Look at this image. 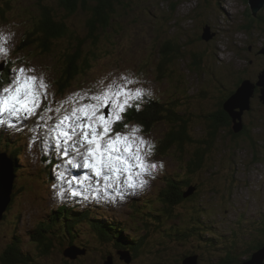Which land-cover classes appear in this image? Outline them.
<instances>
[{
	"label": "rangeland",
	"instance_id": "obj_1",
	"mask_svg": "<svg viewBox=\"0 0 264 264\" xmlns=\"http://www.w3.org/2000/svg\"><path fill=\"white\" fill-rule=\"evenodd\" d=\"M173 3L176 5L174 9L171 8ZM43 6L50 9L53 17L64 22L68 33L53 43L55 47L48 54H42L39 48L31 46L23 51L21 47H26L21 44L27 34L32 32L40 7ZM247 13L251 14L247 0H127L117 7L118 18L113 22V28L108 34H103L96 45H92L86 26L88 13L80 7L71 14L61 6L60 0H0V37H10L0 40L5 46V51L0 53V68L7 66L9 81L18 73L19 68L34 69L32 74L42 76L48 85L40 111L43 112L44 107L52 109L48 113L52 119L46 123L39 117L27 119L30 122L36 120L39 127L34 133H30L28 140L24 137L19 139L20 145L27 143V148L22 147L19 162L16 163L18 176L14 182L12 202L0 220V257L8 248H16L22 255L29 254L34 260L33 264H105L111 256L112 264H181L182 256L186 252L197 251V245L205 240L210 249L206 251L205 247H200L199 250L206 253L198 256L200 260L197 264H220L221 260L228 258L226 247H229L230 254L233 253L232 257L237 259L236 263L248 261L251 258L249 255L254 251L247 253L243 250L248 249L253 238L260 237V221L264 219V107L259 100V93L251 99V112L243 118L254 145L249 144V136L246 139L234 137L230 133L223 139L224 142L221 138L215 141L216 149H220V152L215 151L212 156L214 161L211 160L213 167H210H215V171L219 170L216 174L211 172V177L208 174L201 176L202 189L197 199L203 216L201 219L195 217L197 212L193 211L195 214H192V208L187 207L188 209L178 208L172 211L170 217L159 219L158 222L156 217L163 210L158 196L160 188L164 186L166 178L175 174L180 177L186 175L183 169L186 167V157L182 159L180 155L183 153L180 154L177 148L170 149L165 155H158V152L156 155L153 149L151 155H148V149L145 148L143 151L147 162L158 167L149 175L151 177H143L148 183L142 189H137L133 200L128 193L119 192L122 194L120 199L113 196L116 191H122V186L126 189L128 187L125 183L127 178L118 183L111 174L104 186L92 182V187H87L86 184L83 190L71 189L72 195L75 193L81 198L91 192V197L83 198L84 201L79 197L72 198H77V206L81 203L85 206L94 204L103 211L94 212L97 217L100 216L98 219L115 220L116 222H112L115 224L111 226L127 230V239H143L138 252L131 254L128 251V262L118 255L123 258L122 253L126 250L116 251L108 240L103 243L96 234L100 233L99 225L89 222L87 218H81L85 223H80V226L76 219H81L76 218L74 221L78 224H74L77 226L74 229L71 224H64V216L57 223H51V229L42 233L45 241L41 247L28 235L39 219L45 222L56 201L57 204L64 201L59 198L68 189L64 185V174L72 170L76 172L89 169L83 166L82 155H67L63 158L62 144L51 155V149L57 146L54 134L49 133L48 129L70 112L72 107L101 103L91 97L99 96L108 85L124 84L121 78L126 77L132 81L125 85L126 88H141L145 91L135 103L141 105L140 101L148 98L159 101L162 105L173 103L179 109L178 112L190 109L194 118L191 124L195 125L194 121L201 124V134L196 131L201 136L207 119L201 117L198 110L203 109L210 114L213 106L210 107L209 103L219 99V95L220 99H225L228 92L234 91L237 80L254 81L261 71L264 72V8L255 14L250 35L241 31V27L247 22ZM203 34L208 36L205 41L200 38ZM79 42H82V56L88 57L89 70L82 68L80 76L70 88L60 94L56 90L55 80L60 76L61 57L70 53L72 46ZM166 42L179 49L183 48L182 54L180 53L182 57L166 64L160 75V54ZM191 53L200 56V70L205 71L203 74L190 69L193 58ZM148 92L151 93L150 96L147 95ZM199 94L208 95V100ZM57 107L61 108L59 113L55 111ZM112 110V106L108 105L106 114V106H101L105 116ZM0 119H7L18 127L23 123V120L6 115L0 116ZM122 123L123 126L114 131L127 133L134 127H139L141 131L140 125L124 124V119ZM124 125H128V128ZM25 126L20 128L25 132L23 135L27 136L29 131ZM170 128V123L160 121L149 133L139 132L138 135L151 144H159ZM185 147L190 153L193 145L187 143ZM46 156H51L53 161H48L50 164L43 160ZM10 159V155L0 154V174L7 173L4 161L12 164ZM69 160L72 161L71 164L68 163ZM55 164L61 170H53ZM45 171L52 173L60 187L48 186L47 180L40 179L41 172ZM78 211L79 208L71 207L69 215L79 213ZM146 215H153L157 224L165 226L163 231L167 232L174 224L195 231L199 228L198 220H201L204 227L201 231L204 230L205 235L200 236L198 244L196 241L193 243L191 238L164 243L161 226L148 223L144 217ZM71 217L69 216L68 221L73 219ZM89 224H95L96 233ZM64 226L67 228L64 229ZM107 233L110 231H105ZM67 238H72L71 241L74 242L70 247L67 245ZM43 247L49 248L47 254H42ZM109 251L111 252L108 253ZM69 253L73 258L70 259Z\"/></svg>",
	"mask_w": 264,
	"mask_h": 264
},
{
	"label": "trees",
	"instance_id": "obj_2",
	"mask_svg": "<svg viewBox=\"0 0 264 264\" xmlns=\"http://www.w3.org/2000/svg\"><path fill=\"white\" fill-rule=\"evenodd\" d=\"M125 1L127 0H60L61 6L64 7L71 14L76 12L79 7L84 12L88 13L86 26L89 31L88 37L91 40L92 45H96L100 40V37L103 34H108V31L113 28V22L118 18L117 7L123 5ZM7 6L8 3L6 4V8ZM175 6V3H173L171 5V8L174 9ZM40 9V14L38 16V19L34 23L35 26L32 32L27 34L25 40H23L24 42L21 44V46H25L26 48L21 47V50H28V48L31 46V48H39L38 50L42 54H48L51 52V49L54 46L53 43L59 39H62L64 35H66L68 32L64 22L56 17H53L48 7L43 6L40 7ZM246 16L247 22L244 26L241 27V31L250 35L253 28V21H255V19L251 14L247 13ZM257 21L260 22V19H257ZM200 38L202 39V36ZM181 49L176 46H172L171 44H169V42H166L164 44V47L162 48L160 54V60H162V62L160 63V67H162L158 69L160 75L163 74V68L166 64L168 65L172 63L174 59H180L182 57ZM191 55L193 58L190 61V69L197 72L200 71V73L203 74V72L205 71L200 70V56L192 53ZM61 58V68L59 72L60 76L58 77V79L55 80V84L57 87L55 88L58 93L63 94L64 90L70 88L72 83L77 79V77L80 76L82 68H84L83 70H89V63L87 60L88 57L82 56V42L73 45L70 53L63 54ZM259 74L257 75V78L254 81L250 79L237 80V82L235 83L234 91L228 92L227 98L225 99L227 100L228 97L231 96L233 92H235V90L242 83V81L250 80L252 82H256L258 80ZM8 75L9 74L7 73V68L2 71L0 70V86L3 85V82L7 79ZM199 96L202 95L199 94ZM202 97L206 99L208 98V95H203ZM218 97L219 99L217 98V100L213 101V103H209L210 107L213 106L211 107L213 112L211 111L210 114H207L203 109L198 110L200 116L206 117L207 119V121H205L207 123L203 127V134L201 136V124H196L195 121V125L191 124L194 118L193 113H191L190 109L188 110L185 108L182 110L183 112H178L179 109L176 108V105H174L173 103H170L169 105H162L159 101L149 99L146 102V105L143 106L142 110L137 111L134 108H130L128 109L129 111L125 114V123L135 122L140 125V127L143 129V132L145 133H149L152 128L160 121L168 122V124L170 123L171 128L167 132H165V134L163 135V139L159 142V144L157 143L156 151L158 152V155H165L170 149L177 148L180 154L183 153L180 155L181 158L184 156L186 157V167L183 168L186 172V175L184 177H180L179 175L177 176V174L172 175L168 180H166L164 186L160 188L158 196L160 197L159 200L162 203L163 210L160 211L161 213L158 215V217H156L158 218V222L164 217H170L172 211L177 210L178 208H192V214H195L194 212L198 213V215L195 214V217L198 216L199 219L203 217L201 216L202 213L199 210V200H197L200 196L198 195V193H200V190L202 189L201 176H207L208 174L211 177V172L216 174L217 171L218 173L219 168L215 171V167H210V165L213 167V154L216 150V152H220V149H216L215 141L219 140V138H221L222 140L225 139L226 135L232 131L233 126L232 118L223 107L225 99H220V95ZM261 104L263 103L261 102ZM180 113H182V115H180ZM196 131H198L200 134H198ZM191 133L193 135H191ZM195 135H197L198 137H195ZM187 143H192L193 145V148L190 153L188 152L189 150H185V145ZM187 152L189 154H186ZM14 155L16 156L17 154ZM15 156H12V162L14 161V167L16 166ZM15 175L17 176V174ZM196 176L198 178H196ZM189 190H192V193L188 194L187 196H184ZM65 206L66 205H63L61 207V210H52V215H50L45 222H40V227H38V229H36L34 232L30 233L32 241L36 243L37 246L40 245L41 247L43 245L45 237L42 233H47L48 230L51 229V227H49L51 223H57L58 220H61L63 216L65 217V220L68 221L69 216H72L69 215L68 212H66ZM72 217L73 219L71 221L66 222L64 220V224L66 226H68V224H71L74 229L75 227H77L75 225L78 224L76 222H79V226L82 223H85V221L81 219L84 218L83 215H74ZM144 217H146L147 222L152 224L153 226H161L160 232H162V237H165L163 241L164 243L166 241H183L187 238H191L193 243L196 241V243L198 244L200 236L205 235L203 232L204 230L201 231L202 229H204V227H202L201 225V220H198L197 225L199 228H197L195 231L193 229H188L185 227H178V225L174 224L173 226H170V231L167 232V230L163 231V228L165 226L157 224V220L156 218H154L153 215H151L150 217L149 215H146ZM175 217L178 218V216ZM76 218H80L81 220L78 221V219ZM75 219L76 222L74 221ZM173 220L177 219L173 218ZM88 221L99 225V229L101 230H98L100 233H96L95 231L97 230V227L95 228V224H89L93 228L92 231L97 234L99 239L103 241V243L106 240H108V242H111L116 251L126 250V252L129 251L132 254L138 252V249L141 248V246L143 245L142 238H140V240H131L129 238L127 239L126 233H128V231L125 230L123 227L116 228V226H111V224H108L106 222H101L102 224H99V220L97 221L88 219ZM260 223L261 230L259 239L261 240L262 238L264 239V219L260 221ZM126 225H128V223H126ZM66 226H64V229L67 228ZM101 226H103V228ZM197 230H199V232H197ZM105 231H110V233L105 234ZM124 235H126V237H124ZM71 239L72 238H67V245L69 247L72 246V244L74 243L73 241H71ZM253 240L256 239L253 238ZM206 245L207 243L204 240L202 244L197 245V251L192 250L190 252H186V254L182 256L181 263H183V261L188 257L186 256L187 254L189 256H196V258H198L196 260L197 262H199L200 257L198 256H201L206 253V251H208V248L210 249V247H207ZM165 246H167V243ZM200 247H205L207 250L201 252L199 250ZM226 248L228 258L221 260L222 262L220 264H237V259L233 258V253L230 254L228 252L229 247ZM9 249L10 248H8V250ZM8 250L4 252L2 257H0V264H33L34 260L29 254L24 253V255H22L21 252L18 251L16 248L10 249L9 251ZM257 250H259V248ZM244 251L245 250H243V252ZM41 252L42 254H47L49 252V248L43 247L41 249ZM110 252L111 251H109L108 253ZM199 252H201L202 254ZM250 256L251 255H249V257Z\"/></svg>",
	"mask_w": 264,
	"mask_h": 264
},
{
	"label": "snow or ice",
	"instance_id": "obj_3",
	"mask_svg": "<svg viewBox=\"0 0 264 264\" xmlns=\"http://www.w3.org/2000/svg\"><path fill=\"white\" fill-rule=\"evenodd\" d=\"M4 39L10 37H0V40ZM4 51L5 46L0 43V53ZM33 72L32 68H19L9 84L0 90V116L6 115L20 120L39 117L45 123L52 119L48 115L52 111L51 108L44 107L43 112L40 111L48 85L42 76L33 75ZM121 79L124 80V84L108 85L99 96L91 97L92 100L101 103L72 107L71 111L59 118L48 131L54 134L58 149L63 143L64 156L68 155V146L71 145L77 155L83 156V166L91 169L97 178L107 181L110 179L109 174L117 179L120 174H125L128 188L142 189L148 183L143 177L151 175L158 167L147 162L143 151L147 148L148 155H151L153 145L138 135L139 127L125 133L114 132L113 125L123 121V113L133 106L134 101H139L145 91L141 88L128 89L125 85L131 84L132 81L126 77ZM147 95L150 96L151 93L148 92ZM102 105H111L112 112L105 116L101 111ZM135 107L137 111L140 110L138 103ZM55 111L59 113L61 108L57 107ZM4 123L6 121L0 119V124ZM124 127L128 128V125ZM68 163L71 164L72 161L69 160ZM134 172L135 177H140L138 183L135 182Z\"/></svg>",
	"mask_w": 264,
	"mask_h": 264
},
{
	"label": "water",
	"instance_id": "obj_4",
	"mask_svg": "<svg viewBox=\"0 0 264 264\" xmlns=\"http://www.w3.org/2000/svg\"><path fill=\"white\" fill-rule=\"evenodd\" d=\"M249 4L251 15L255 18V14L264 7V0H247ZM207 32V31H206ZM208 33V32H207ZM207 34L202 35L203 40H207ZM259 88L260 95L259 99L264 104V72H260L258 76V80L256 82H252L250 80H244L238 86V88L228 97L227 100L224 101L223 107L225 111L228 112L233 122V132L239 133L242 128V115L244 111H248L251 107V99L254 96L255 89ZM239 109V111H236ZM157 146V144H155ZM157 149V148H156ZM2 160L0 161V163ZM7 169V173L0 174V220L2 219L3 212L6 210L8 205L11 202V193L13 190L14 183V174H13V166L8 161H4ZM192 190H189L184 196L191 194ZM71 249V248H70ZM73 250V249H72ZM122 255L118 254L121 259H124L125 262H128L130 259L128 252H123ZM70 259L73 258L72 254L69 253ZM112 257V256H111ZM108 257L111 261L112 258ZM196 256H188L183 264H197ZM264 261V246L260 248L258 251L254 252L251 255V258L248 261L240 262V264H263ZM108 264H112V261Z\"/></svg>",
	"mask_w": 264,
	"mask_h": 264
},
{
	"label": "flooded vegetation",
	"instance_id": "obj_5",
	"mask_svg": "<svg viewBox=\"0 0 264 264\" xmlns=\"http://www.w3.org/2000/svg\"><path fill=\"white\" fill-rule=\"evenodd\" d=\"M235 86V85H234ZM258 88H256L255 89V92H254V96H253V98L258 94V93H260V91L258 92ZM226 95H228V93L226 94ZM258 96V95H257ZM227 98V97H226ZM226 100V99H225ZM260 100V99H259ZM251 102V101H250ZM262 106L264 107V104H262ZM250 109H252V107H250ZM250 109L248 110V111H246V112H244L243 113V115H242V125H243V128H242V130L239 132V133H234L233 132V129H232V131L231 132H229L231 135H233L234 137H238V136H240V138L241 137H244V138H246V136H249V144L250 145H254V143H253V141H252V138L250 137V135H249V130H248V128H247V124H245V122H243V118L246 116L245 114H247V113H249V112H251L250 111ZM228 133V134H229ZM227 136V135H226ZM231 139H233V138H231ZM247 139V138H246ZM260 220V218L258 219V221ZM260 227V226H259ZM256 240H251V242L248 244V249L247 250H245L247 253H251V252H256V251H258L257 249L259 248H262L263 246H264V239L262 238L261 240L258 238H255ZM261 241V242H260ZM253 252V253H254ZM241 262V261H240ZM240 262L238 261L237 262V264H240ZM181 264H183V263H181Z\"/></svg>",
	"mask_w": 264,
	"mask_h": 264
},
{
	"label": "bare ground",
	"instance_id": "obj_6",
	"mask_svg": "<svg viewBox=\"0 0 264 264\" xmlns=\"http://www.w3.org/2000/svg\"><path fill=\"white\" fill-rule=\"evenodd\" d=\"M142 102H143V100H142ZM157 110V109H156ZM139 123V122H138ZM222 128V127H221ZM19 159V158H18ZM12 166H13V168H17L16 166L14 167V165L12 164ZM135 175V172L133 173V176ZM135 177V176H134ZM124 178H127V176L125 175V174H120V176H119V178L117 179V178H115L116 179V182H118V183H120V181L122 180V179H124ZM136 178V177H135ZM13 196V190H12V193H11V197ZM11 200V199H10ZM73 209H76V208H79V211L78 212H83L84 213V218H87V219H92V216H91V212H95V211H101V210H99L98 208H96L95 206H94V204H92L90 207H88V206H85V204H83V203H81V205L80 206H77L76 205V203H75V205H73V207H72ZM101 212H103V211H101ZM108 216V215H107ZM100 216H98V218H99ZM109 217V216H108ZM131 217V216H130ZM100 222H106V223H108V224H112L111 223V219L110 218H106V220H100V219H98ZM198 220V219H197ZM107 229V228H106ZM240 231V230H239ZM212 235V234H211ZM2 242V241H1ZM108 261L105 263V264H108V263H110L111 261L109 260V259H107Z\"/></svg>",
	"mask_w": 264,
	"mask_h": 264
}]
</instances>
